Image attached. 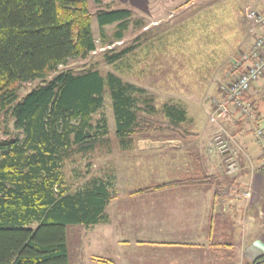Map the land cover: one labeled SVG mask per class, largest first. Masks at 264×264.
Returning <instances> with one entry per match:
<instances>
[{"label":"trees","instance_id":"obj_1","mask_svg":"<svg viewBox=\"0 0 264 264\" xmlns=\"http://www.w3.org/2000/svg\"><path fill=\"white\" fill-rule=\"evenodd\" d=\"M94 3L99 30L115 25L107 46L120 42L132 11L108 8L110 4L102 9V0ZM91 20L86 0H0V113L12 120L15 131L0 140V264H69L66 227H92L106 220L105 209L114 196L108 184L91 177L72 191L62 174L66 159L109 142L105 121L92 122L105 87L120 145L137 133L172 131L185 122V111L169 104L163 105L165 122L140 117L135 94L144 89L113 73L103 77L92 68L59 69L96 51ZM106 50V62L115 63L133 47ZM35 81L39 85L18 101L20 88ZM202 181L185 178L134 194ZM252 264H264V254Z\"/></svg>","mask_w":264,"mask_h":264},{"label":"rangeland","instance_id":"obj_2","mask_svg":"<svg viewBox=\"0 0 264 264\" xmlns=\"http://www.w3.org/2000/svg\"><path fill=\"white\" fill-rule=\"evenodd\" d=\"M86 1L92 14L91 27L97 49L86 59L69 60L66 66L59 69H70L74 72L97 69L103 77L107 73H113L123 82L144 89L143 94H135V97L141 107L138 115L148 121L165 122L163 105L168 104L180 107L187 114V119L180 128L172 131L154 129L140 132L133 136L134 141L142 136L154 135L161 139L163 146L168 147L171 145L170 141L185 136V129L189 133L198 130L208 134L207 128L210 126L213 130L205 143L208 152L216 154L210 144L212 136L222 127L232 138L230 145L238 152V162L240 147L228 129L227 120H222L218 125L211 121L212 105L213 99L220 96L219 86L228 71H225L226 66H232L239 53L245 51L261 32L246 18V12L251 10L249 8H258L257 0H192L193 3L188 0L180 6L165 3L167 0H149L144 7L140 3L142 0H102V9H106L105 4H110L108 8H125L132 11L122 40L114 42L111 46L107 45L113 42L115 25L105 26L100 31L95 17L99 7L94 0ZM262 2L264 3V0ZM128 47H133V51L120 61L106 62V49L117 52ZM260 78L264 79V75ZM39 83L35 81L24 84L18 92L17 100H21ZM249 101L254 103V113L257 103ZM261 104L263 105L264 101ZM149 107H154V112L148 111ZM236 110L233 106L229 107L230 119L236 120L235 117L231 118ZM237 116L244 123L253 126V131L259 126L264 132V127L258 125L255 115L250 122L244 121L238 113ZM101 120H104L107 126L106 138L109 145L101 146L91 153L74 154L64 162L63 178L72 191L77 190L91 177H114L115 184L118 185L125 184L123 181L131 178V182L138 179L137 173L128 175L125 170L127 161L123 158L119 142L114 136L115 122L108 87H105L102 107L92 115L93 124ZM14 133L12 120L0 113V140L13 136ZM225 167L224 164V170ZM224 173L226 175L225 171ZM232 186L234 185L228 187V192ZM244 189L237 188V192L241 190V196L246 200L243 196ZM125 190H129V187L119 190V193L123 194ZM129 199L131 198L124 201ZM113 202L114 200L107 206L106 213H111ZM103 228L97 226L95 230H90L81 225L66 227L70 264H107L105 259L116 256L117 248L112 242V234H115L111 228L108 238L98 239V236H95V231Z\"/></svg>","mask_w":264,"mask_h":264},{"label":"crops","instance_id":"obj_3","mask_svg":"<svg viewBox=\"0 0 264 264\" xmlns=\"http://www.w3.org/2000/svg\"><path fill=\"white\" fill-rule=\"evenodd\" d=\"M142 1L143 7L149 2ZM187 1L165 3L180 6ZM256 5L258 8L249 9L264 11L262 0ZM263 85L262 78L252 83L245 98L257 103L254 115L264 127ZM233 117L236 120H228L227 126L241 150L240 171L233 179L224 173L223 157L207 150L210 126L208 134L185 129V136L170 141L168 147L154 135L136 141L132 138L125 145L117 142L127 161L125 170L128 175L137 173L138 179L118 185L114 177L101 178L114 195L110 202H114L110 214L105 209L106 220L88 229L103 226L95 231L98 239L108 238L110 228L115 234L112 242L117 253L105 259L107 264H252L264 254V146L257 142L253 126L235 111ZM185 178L205 181L134 194L138 189ZM230 185L249 189L250 197L243 199L241 190L228 192ZM125 187L129 190L120 194Z\"/></svg>","mask_w":264,"mask_h":264},{"label":"built area","instance_id":"obj_4","mask_svg":"<svg viewBox=\"0 0 264 264\" xmlns=\"http://www.w3.org/2000/svg\"><path fill=\"white\" fill-rule=\"evenodd\" d=\"M246 18L261 30L253 43L245 51H241L237 59L232 63L231 68L224 74L219 86L220 96L213 99V114L211 121L219 124L222 120H231L229 107L233 106L238 115L246 122L254 118V103L245 99L244 95L250 85L264 75V11L248 10ZM224 131V133L222 132ZM257 142L264 146L263 129L257 126L254 129ZM232 138L220 127L219 131L212 136V150L223 157L225 161L226 175L233 179L240 171V166L236 161L238 152L232 149L230 142ZM237 190L236 185L231 187V191ZM243 196L250 197L249 189H244Z\"/></svg>","mask_w":264,"mask_h":264}]
</instances>
